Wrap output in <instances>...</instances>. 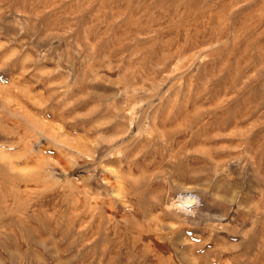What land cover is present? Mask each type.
Returning a JSON list of instances; mask_svg holds the SVG:
<instances>
[{"label":"rangeland","instance_id":"1","mask_svg":"<svg viewBox=\"0 0 264 264\" xmlns=\"http://www.w3.org/2000/svg\"><path fill=\"white\" fill-rule=\"evenodd\" d=\"M0 264H264V0H0Z\"/></svg>","mask_w":264,"mask_h":264}]
</instances>
